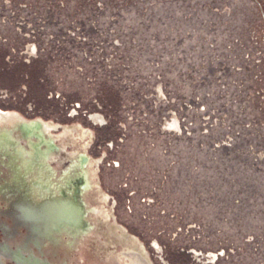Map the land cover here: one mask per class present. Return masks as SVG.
<instances>
[{
	"label": "rangeland",
	"instance_id": "obj_1",
	"mask_svg": "<svg viewBox=\"0 0 264 264\" xmlns=\"http://www.w3.org/2000/svg\"><path fill=\"white\" fill-rule=\"evenodd\" d=\"M0 110L93 131L154 264H264V0H0Z\"/></svg>",
	"mask_w": 264,
	"mask_h": 264
},
{
	"label": "water",
	"instance_id": "obj_2",
	"mask_svg": "<svg viewBox=\"0 0 264 264\" xmlns=\"http://www.w3.org/2000/svg\"><path fill=\"white\" fill-rule=\"evenodd\" d=\"M0 264L141 262L89 167L0 124Z\"/></svg>",
	"mask_w": 264,
	"mask_h": 264
},
{
	"label": "flooded vegetation",
	"instance_id": "obj_3",
	"mask_svg": "<svg viewBox=\"0 0 264 264\" xmlns=\"http://www.w3.org/2000/svg\"><path fill=\"white\" fill-rule=\"evenodd\" d=\"M31 49V53L35 54V48L30 47ZM0 112H3L0 110ZM3 113H7V112H3ZM15 116V120L19 126L21 127L20 129V134L56 151L59 153V151H62L65 149L66 144L64 143L62 147H56L55 146V139L57 140V138L55 136H53V133L56 132L60 127L59 125H56L55 123H47L42 119H37L33 122L27 120L24 116H22L19 113H12ZM92 121L96 124H101L104 122V119L102 116L100 115H94L91 117ZM29 124H36V128L34 129H28L27 126ZM12 127V126H11ZM13 128V127H12ZM93 137H94V132L89 130V129H84L81 125H75V126H66L63 128V133L61 134V136H59L58 138L61 139H69L70 144H72L74 147L76 146V144L79 143V145H77V147L75 148V151L73 154H71L69 156V158L87 166L90 168L94 178L96 179L101 191L103 192L107 202H109V196L106 194V192H104V190L102 189L101 185H100V178H99V166L103 160H95L90 158L87 155V151L90 148L92 142H93ZM80 147V148H79ZM79 150V151H78ZM78 151V152H77ZM94 168H97L96 174L93 172ZM122 227V226H121ZM126 237L128 238L132 248L134 249L139 261L141 262V264H154L150 258V255L148 253V251L146 250L145 246L142 244V242L137 239L136 237L130 235V233L124 229L122 227ZM155 247L157 248V250L159 252H161V248L159 247V245H157V243H155ZM198 252H195V256L199 257ZM206 256V255H204ZM207 259L209 260L208 263L210 264H215L218 256L215 254H210L208 256H206Z\"/></svg>",
	"mask_w": 264,
	"mask_h": 264
},
{
	"label": "bare ground",
	"instance_id": "obj_4",
	"mask_svg": "<svg viewBox=\"0 0 264 264\" xmlns=\"http://www.w3.org/2000/svg\"><path fill=\"white\" fill-rule=\"evenodd\" d=\"M15 120V116L14 114L12 113H3V112H0V124L20 133V129L21 127L19 126V124L14 121ZM13 128H12V127ZM28 129H34L36 128V124H29L27 126Z\"/></svg>",
	"mask_w": 264,
	"mask_h": 264
}]
</instances>
